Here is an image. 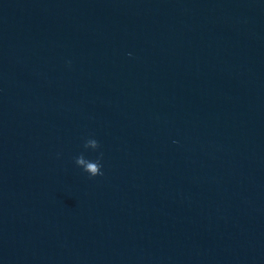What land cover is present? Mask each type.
I'll return each instance as SVG.
<instances>
[{"label":"water","instance_id":"obj_1","mask_svg":"<svg viewBox=\"0 0 264 264\" xmlns=\"http://www.w3.org/2000/svg\"><path fill=\"white\" fill-rule=\"evenodd\" d=\"M0 264H264V0H0Z\"/></svg>","mask_w":264,"mask_h":264},{"label":"clouds","instance_id":"obj_2","mask_svg":"<svg viewBox=\"0 0 264 264\" xmlns=\"http://www.w3.org/2000/svg\"><path fill=\"white\" fill-rule=\"evenodd\" d=\"M175 142V141H174ZM82 147L87 148L92 151H96V155L94 158H89L91 160V163L87 167H80L81 159H80V153L77 154L74 157V164L80 168V170L84 173H86L90 177H94L97 175H102V164L101 159L103 156V153L100 151H97L100 147L99 141L92 135L86 136L82 140Z\"/></svg>","mask_w":264,"mask_h":264}]
</instances>
